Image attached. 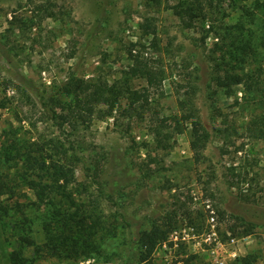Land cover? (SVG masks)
Listing matches in <instances>:
<instances>
[{
	"label": "rangeland",
	"instance_id": "rangeland-1",
	"mask_svg": "<svg viewBox=\"0 0 264 264\" xmlns=\"http://www.w3.org/2000/svg\"><path fill=\"white\" fill-rule=\"evenodd\" d=\"M261 3L0 0V85L9 99L0 110V135L12 125L26 139L67 141L78 193L98 201L107 226L101 254L40 264H216L210 253L215 242L204 241L209 209L217 239H236L237 256L226 264H243L245 257L264 264V137L253 131L264 118ZM187 5L196 9L191 27L181 13ZM230 30L253 46L246 64H225L235 50L226 37ZM132 56L161 73L155 86L126 80ZM242 70L259 76V88L217 87L219 74ZM74 79L129 84L142 97L133 107L123 98L110 118L101 109L89 126L61 127L69 101L61 91ZM195 123L207 135L199 156L191 149ZM156 126L172 134L170 148L157 147ZM168 215L174 226L163 242L168 248L158 245L142 261V233ZM189 228L195 232L183 234ZM8 238L0 222V264H10L15 245ZM35 238L44 241L39 232Z\"/></svg>",
	"mask_w": 264,
	"mask_h": 264
},
{
	"label": "trees",
	"instance_id": "trees-1",
	"mask_svg": "<svg viewBox=\"0 0 264 264\" xmlns=\"http://www.w3.org/2000/svg\"><path fill=\"white\" fill-rule=\"evenodd\" d=\"M259 6L264 7V3ZM195 11L194 7L187 5L181 12L190 19V27L196 18ZM226 37H232L235 50L229 51L231 57L224 60L225 64H233V61L246 64L244 58L255 52L250 41L244 34L235 36L231 30ZM132 61L133 65L125 73L126 80L129 83L130 80H145L155 86L161 73L139 56H132ZM223 73L216 77L215 83L225 92L240 85L253 91L261 85L259 76L256 79L244 70ZM61 93L69 101L65 105L67 113L59 116L60 126L65 122L75 128L89 126L101 109H105L106 117H113L123 98H128L133 107L142 97L129 84L123 88L106 80L74 79L64 84ZM8 106L9 99L0 85V110ZM51 120L57 122L58 119L54 116ZM164 128L156 126L153 129L156 145L162 150L170 148L173 138L172 134L165 133ZM253 131L264 137V118L254 125ZM191 135V149L199 156L207 135L196 123ZM68 144L61 138L26 139L12 125L0 135V222L10 237L8 239L14 240L10 264H40L51 258L81 261L101 254L100 238L107 229L104 212L98 201L79 195L74 161L70 155L72 149ZM168 220H171L169 215L155 223L150 231L142 233L138 241L144 250L142 261L151 258L157 246L168 240L174 229L170 221L166 222ZM189 220L195 224L194 220ZM37 232L43 235V243L37 242ZM249 259L245 257L240 261L250 264Z\"/></svg>",
	"mask_w": 264,
	"mask_h": 264
},
{
	"label": "built area",
	"instance_id": "built-area-1",
	"mask_svg": "<svg viewBox=\"0 0 264 264\" xmlns=\"http://www.w3.org/2000/svg\"><path fill=\"white\" fill-rule=\"evenodd\" d=\"M210 208V207H208ZM210 210V216L208 218V223L211 226V230L208 234L205 235L206 239L204 240L205 243L209 244L210 246L212 245L213 242H215V245L211 247L210 253L212 257L215 260L216 264H226V260L228 258H233L237 256V252L233 250L232 245L236 243V239L230 238L228 242H222L221 240L217 239V231H216V217H215V212L211 209ZM183 234L185 233H194L195 229L189 228L184 231H182ZM173 238V237H172ZM173 240V239H172ZM177 240V238L175 239ZM183 240H186L183 238ZM162 248L167 249L168 244L163 243L161 245ZM226 249V252L221 254V250ZM227 258V259H225Z\"/></svg>",
	"mask_w": 264,
	"mask_h": 264
}]
</instances>
